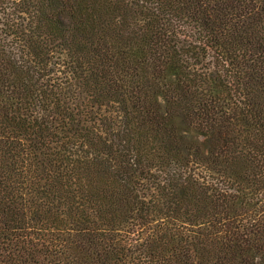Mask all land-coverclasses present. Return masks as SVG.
I'll list each match as a JSON object with an SVG mask.
<instances>
[{
  "label": "trees",
  "instance_id": "trees-1",
  "mask_svg": "<svg viewBox=\"0 0 264 264\" xmlns=\"http://www.w3.org/2000/svg\"><path fill=\"white\" fill-rule=\"evenodd\" d=\"M0 264H264V0H0Z\"/></svg>",
  "mask_w": 264,
  "mask_h": 264
}]
</instances>
